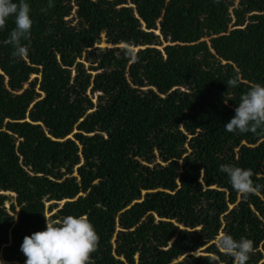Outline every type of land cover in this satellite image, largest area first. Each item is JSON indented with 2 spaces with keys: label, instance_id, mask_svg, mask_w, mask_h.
Here are the masks:
<instances>
[{
  "label": "trees",
  "instance_id": "16d2710c",
  "mask_svg": "<svg viewBox=\"0 0 264 264\" xmlns=\"http://www.w3.org/2000/svg\"><path fill=\"white\" fill-rule=\"evenodd\" d=\"M27 2L28 55L6 43L13 16L0 30V264H25L23 238L69 214L97 231L90 264H236L221 233L264 264V129L224 127L264 84V0Z\"/></svg>",
  "mask_w": 264,
  "mask_h": 264
},
{
  "label": "clouds",
  "instance_id": "9594fccd",
  "mask_svg": "<svg viewBox=\"0 0 264 264\" xmlns=\"http://www.w3.org/2000/svg\"><path fill=\"white\" fill-rule=\"evenodd\" d=\"M30 13L27 0H0V30L5 28L10 16L15 19V27L6 41L13 46V57L23 59L28 55L29 50L22 41L29 38L34 23ZM227 84L235 86L237 81L231 80ZM234 111V116L224 124L225 131L245 133L264 129V84L252 85L241 96ZM220 170L227 174L232 188L242 196L259 195L260 185L254 184L251 170L231 164L221 165ZM63 201L62 204L67 200ZM98 245L99 236L88 217L69 214L58 222L46 217V228L26 235L20 248L26 257L25 264H90V255L98 249ZM215 246L220 252L233 257L236 264H246L254 250L251 239H236L224 233L217 236Z\"/></svg>",
  "mask_w": 264,
  "mask_h": 264
},
{
  "label": "rangeland",
  "instance_id": "374dc122",
  "mask_svg": "<svg viewBox=\"0 0 264 264\" xmlns=\"http://www.w3.org/2000/svg\"><path fill=\"white\" fill-rule=\"evenodd\" d=\"M239 2H240V0H236V5L235 6H237L238 4H239ZM231 29H232V27H231ZM157 32H159L160 33V30H157ZM163 45L165 46L166 44H168V42H165V41H163ZM99 46H101V47H106V46H109V44L106 42V39H105V36H104V34H103V39H102V41L98 44ZM163 45L162 46H159L160 48H163ZM121 47H123V46H127L126 44H121L120 45ZM131 49H133V50H137L138 48L137 47H132V46H129ZM86 65H87V67H89L90 66V64L88 63V62H86ZM36 77V75H33L32 76V78L31 79H34ZM29 85H30V83H27L26 85H25V87H29ZM8 194H10L11 196H13V201H16V194L15 193H9V192H7ZM64 201H62L60 204H62ZM51 203H54V202H48L47 204H48V206H50V204ZM7 206L8 207H10V202L7 204ZM233 205H231V207H232ZM55 211V210H54ZM53 211V212H54ZM52 214V212L51 213H48V215H51ZM204 248V247H203ZM203 248H201L200 250H198L197 252H196V255H200V254H205V253H203Z\"/></svg>",
  "mask_w": 264,
  "mask_h": 264
},
{
  "label": "bare ground",
  "instance_id": "6f19581e",
  "mask_svg": "<svg viewBox=\"0 0 264 264\" xmlns=\"http://www.w3.org/2000/svg\"><path fill=\"white\" fill-rule=\"evenodd\" d=\"M207 124V123H206ZM219 143V142H218ZM220 146V145H219Z\"/></svg>",
  "mask_w": 264,
  "mask_h": 264
},
{
  "label": "water",
  "instance_id": "95a60500",
  "mask_svg": "<svg viewBox=\"0 0 264 264\" xmlns=\"http://www.w3.org/2000/svg\"><path fill=\"white\" fill-rule=\"evenodd\" d=\"M10 193V192H9ZM66 201V200H65Z\"/></svg>",
  "mask_w": 264,
  "mask_h": 264
}]
</instances>
